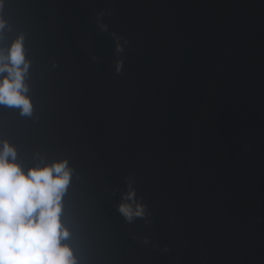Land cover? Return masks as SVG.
Listing matches in <instances>:
<instances>
[{"label":"water","instance_id":"obj_1","mask_svg":"<svg viewBox=\"0 0 264 264\" xmlns=\"http://www.w3.org/2000/svg\"><path fill=\"white\" fill-rule=\"evenodd\" d=\"M0 19L32 105H0V148L25 174L67 162L77 264H264V0H3Z\"/></svg>","mask_w":264,"mask_h":264},{"label":"clouds","instance_id":"obj_2","mask_svg":"<svg viewBox=\"0 0 264 264\" xmlns=\"http://www.w3.org/2000/svg\"><path fill=\"white\" fill-rule=\"evenodd\" d=\"M2 7L3 0H0ZM5 26L6 22L0 19V30ZM120 50L117 45V51ZM28 69L23 36H20L12 42L7 55L0 52V105L19 108L21 115L26 116L32 114V105L25 95L29 90L24 82ZM2 143L0 264H77L72 250L61 243L69 237L59 219L61 197L70 180L67 162L37 166L25 174L15 162L14 147L7 141ZM122 199L131 202L118 207L128 222L136 217L143 218L145 207L136 203L134 190H129Z\"/></svg>","mask_w":264,"mask_h":264}]
</instances>
